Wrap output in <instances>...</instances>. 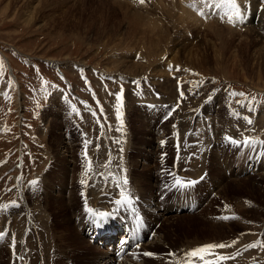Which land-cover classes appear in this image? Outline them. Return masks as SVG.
I'll return each mask as SVG.
<instances>
[{
    "label": "rangeland",
    "instance_id": "374dc122",
    "mask_svg": "<svg viewBox=\"0 0 264 264\" xmlns=\"http://www.w3.org/2000/svg\"><path fill=\"white\" fill-rule=\"evenodd\" d=\"M155 1L144 0L145 4L140 5L134 0H0V206L14 200L19 204L0 209V231L6 233L0 237V264H87L84 259L95 249L78 245L74 252L71 246L64 248L58 236L59 230L71 228L70 222L65 228L64 220L70 212L66 208L62 212L54 202L66 206L72 188L76 187L77 197L74 195L72 206L81 209L88 201V188L103 190L117 184L120 172L114 171L115 164L126 165L124 174L131 176L127 185L136 189L132 195H136L142 186L139 183L149 174L162 177L163 188L169 185L165 195H169L174 184L171 165L186 166L184 162L192 161V155H207L206 149L216 161L203 176L188 180L195 181L187 191L197 193V208L188 212L174 207L170 212L172 218L166 220L170 215L167 213L153 224V228L161 230L162 240L156 243L161 246L150 250L154 255H144L146 264H184L182 256L187 246L192 249L236 239L239 242L233 246L235 249L216 250L235 257L223 264H264V259H260L264 257V246L245 247L252 242H264L256 230L264 220V144L259 143L264 141V34L257 37L243 27V22L230 23L228 17L234 11L231 8L219 13L211 8L204 13L196 7L204 24L196 30L177 24L178 32L174 30L171 35L168 22L173 17H156L157 21L146 17V24L156 22L161 29L159 35L174 41L173 45L168 44L172 45L168 50L158 48L163 54L159 60L163 65L156 71L158 60L149 51L153 44L146 39L152 37L147 33L149 28L132 30L123 19L122 10L123 6L134 12L148 5L151 12ZM241 3L248 9V1ZM194 6L191 4V8ZM263 6V1L257 0L256 11L260 13ZM215 19L228 29L236 28L238 32L229 40L231 43L226 42L225 36V42L224 37L222 41L207 28ZM121 87L122 125L112 95L120 92ZM233 92L245 96H233ZM253 97L254 103H249ZM234 112L250 117L253 123L236 118ZM218 120L228 124L218 128ZM209 125L211 143L206 146L202 132H207ZM226 134L241 140L251 136L257 143L238 146L226 141ZM154 136L163 139L157 142ZM85 140L92 142L87 146L91 169L84 156ZM150 140L158 144L153 154ZM63 146L69 149L66 151ZM180 153L178 161L175 157ZM118 157L124 159L115 162ZM240 158L243 160L237 165L235 160ZM251 161L256 163L254 167ZM215 162L221 177L212 185L209 176L217 168ZM79 170L81 175L77 174ZM82 180L86 182L81 183ZM59 184L62 191L57 190ZM150 184L154 185L152 179ZM180 189L183 187L177 186V196L185 191ZM37 197L41 201L35 205ZM99 200H93L95 206L100 205ZM25 202L30 213H38L39 209L52 212L44 233L39 231L44 229L39 226L42 222L35 221L33 215L29 223L21 220L26 212ZM113 211L124 221L117 207H112ZM205 219L210 222L208 226ZM109 230L111 234L115 231ZM68 231L62 233L68 236ZM138 249L142 255L148 251L145 246ZM130 252L133 254V248L127 254ZM131 253L126 256H132L137 263L143 261L142 257L135 260Z\"/></svg>",
    "mask_w": 264,
    "mask_h": 264
},
{
    "label": "bare ground",
    "instance_id": "6f19581e",
    "mask_svg": "<svg viewBox=\"0 0 264 264\" xmlns=\"http://www.w3.org/2000/svg\"><path fill=\"white\" fill-rule=\"evenodd\" d=\"M134 1L136 3H140V0H134ZM242 1H245V0H239V1H237L240 4V6H242V3H241ZM247 1H248V9H247V5L246 6L245 5L242 6L243 8L245 7L244 8L245 10L243 9L244 10L243 13H246V15L243 18V24L241 22H239V23H241L243 25V27H248L249 28L248 30L251 33L255 34V36H257V37L258 36H261L262 34H264V6L261 9L260 13H258L256 11V8H257V0H246V2ZM262 1L264 3V0H262ZM155 2L156 3H154L153 6L151 7L152 8L151 9V12L149 11L150 9H149L148 5L146 7L144 6L145 7L144 9L139 10V11H134V12L129 11L128 8L123 7L122 5H120V6H122V8H124V9H122L123 12H124L123 19H126L127 25L129 27H132V30L135 29V28H138V27L139 28H141V27H143V28H149V30L147 31V33L148 34H152V37H148L146 39L148 40V42H150V43L153 44L149 48L150 49L149 51H151L152 55H155L154 57L158 61L163 57L162 56L163 54H161V51H160V53L158 52V48L160 50H162V51L168 50L174 44V41H169L168 39H165L163 35H159V34H161V29L159 27H157L156 22H147V24H146V22L144 21V18L149 17V16H152V17L155 18V21H157V18L156 17L166 18V15H168L170 17H173L168 22V28L170 30V35H171V33L174 30H175L176 33L178 32L177 31V28H176L177 27L176 26L177 24L185 25L183 27L184 29H186V28L188 29V28H190L192 26L191 28L194 29V30H196L197 28H199V25L204 24L203 23L204 21H203V18L201 17V15L198 14L199 12H196V10H197V9H195L196 7L199 8V10L201 12H204V13H206L207 9L208 10L209 9L210 10L214 9L215 11H218V13H219L221 10L223 12H226L230 8L229 7V4L226 2V0H168L166 2H165V0H156ZM258 3H260V2H258ZM144 4L145 3H140V5H144ZM191 4H192V6H194V4H195V6L193 8H191ZM120 9H121V7H120ZM231 12H233V11H231ZM220 15L221 14H219L218 16H220ZM247 15H248V17H247ZM216 21L217 20L215 19V22L212 23V25L210 23H208L209 26L207 28H209V30L214 35L218 36L219 39L222 40V38L225 36L226 37V42L227 43H231V41H229V40L232 39L233 37H235L234 33H235V31H237L236 28H235V30L228 29V28L224 27L222 24H220L219 22H216ZM239 23H238V25H239ZM196 26H198V27H196ZM194 30L192 32H194ZM226 35H229V36H226ZM156 36L158 37L157 40L154 38ZM225 37H224V42H225ZM169 43L172 44L170 47L168 45ZM251 44H253V42H251ZM183 48H186V46L183 47ZM195 54L197 55V51H195ZM147 55H148V51H147ZM202 55L204 57V54H202ZM158 61H157V65H156L157 66L156 71H159L162 68V65H163V64L161 65V63H162L161 61H159V62ZM184 62H186V61L184 60ZM200 62H201V60H200ZM134 63H133V65H134ZM170 66H171L172 69L175 68L172 65H170ZM127 67H129V65ZM167 68H170V67L167 65ZM140 71H142V68H141ZM193 105H195V104H192V106ZM198 108H200V107H198ZM186 112H188L187 109H186ZM190 115H191V113H190ZM216 124H217V127L218 128H221V127L226 126L228 123L226 124L225 122H222V121H219L218 120ZM212 126H213V128L215 127V125H213V124H212ZM203 130H205V126H204ZM211 131H212L211 129L210 130L208 129L207 132H202L203 133V136L202 137H203V140H205V145L206 146H208V144L211 143V140L209 138L212 135L211 134ZM214 136H215V138H217L216 137L217 135H214ZM154 137H152V138H154ZM157 137L158 138L155 137L156 139H158L157 142H160V140L163 139V138H160L159 136H157ZM152 142H154V141L150 140L149 146L152 147V149L150 151L151 152L150 154H153L155 152L156 145H158L157 142H156V144H152ZM63 147L65 148L66 151L69 149L68 147H65V146H63ZM206 152H207V155H206L205 152H202V153H199L198 152V154H195L194 156L192 155L190 157V159L192 161H190V162H184V164L186 166H181V165H178L179 164L178 162H177L178 164H175V162H174L175 166L174 165H171V167H172L171 168L172 169V172H171L172 173V175H171L172 183L175 184V180H176L177 177H179L182 181H188V180H191L190 178H192V177L199 176V175L203 176L204 171L205 172L208 171L207 169L209 168V166L211 164H213L214 161H216V158L214 157V155H213V153L211 151L208 152L207 149H206ZM180 156H181V153L179 155H176L175 159L178 160V161H180V159H181ZM224 157H226V156H224ZM121 158L124 159L123 157H118L117 159H115V162H118L119 159H121ZM111 159L113 160V157L112 156H111ZM158 160H159V158H158ZM242 160L243 159L240 158L239 161L238 160H235V161H236V163L238 165ZM206 162H210L208 164V166L206 165ZM251 163H252L253 167H254V164H256L254 161H251ZM215 165H216V162H215ZM115 166H116V168H114V171L120 172V175L116 177V182H117V184H120V187H117V184H116V185H112V187H110L109 189L94 190V191H91L93 187L90 188L91 190L88 188V192L90 193L88 195V198H87L88 201H84L85 206L82 207L81 209H78L80 212L77 210L78 206H77V208L75 207V209L72 206L73 205V200L75 199L74 197L75 196L77 197L76 187H73L75 185L72 186L73 188H72V191L70 193L71 195L69 196V198H67V199H69V202L67 203L66 206H64V204L61 205L60 202H58L59 204H57L56 202H54L57 205V207H59V208L62 209V212H64V209L65 208L68 210V212H70V215L67 216L68 218H65L64 219L65 220V223H66L65 224V228H67V223H69V222L72 225V226H69L71 228L68 227L69 228V231L67 230L68 231V234H67L68 236H66L65 234H63L64 232H67L66 229H63V230H59L60 231V236H58V238H60V241H63L64 246H65L64 248H66V246H71V249L70 250H73L74 252L78 251L79 246L81 248H83V249H87L89 247H91V249H95L91 255L88 254L87 257L84 259V261L87 260V262H86L87 264H146L147 261H146L144 255H142V253L138 249L139 247L138 248L137 247L134 248L133 254L131 252L130 253L135 256V260H137V259L139 260L142 257L143 258V261L141 263H137L136 261L134 262L133 261L134 258H132V256H131V258L128 256L129 259H127L128 257L126 256L125 258H123V260L116 261L114 259V255L113 254L112 255L109 254L110 252H108V248L111 245V241H113V240L114 241H117V240H119L118 238L121 236L120 235L117 238V240H116V237H114V236L111 235V232L109 230L110 228L112 229V231L113 230H115V231L118 230V227L115 228V227L112 226L111 220L115 218L120 223L123 221V220H121L120 217H118L119 216L118 214H117L118 215L117 216L114 213V211L111 212L112 211V207H114V208L117 207L119 214H121V216L124 217V220L126 218L127 220H131L133 222V224H136L135 226L141 232V236H142V238H144V241L147 240L148 238H150V242H147V243L145 242L143 244V246L147 247V249H148L147 252H150V250H154L156 246L160 247L161 245H157L156 243L159 244V242L162 240L161 230L156 229V228H153V224H155L161 217L163 218V215L164 214L173 212L172 209L174 208V206L177 207V209L179 208V206H188L189 205V199H191V200L192 199L193 200L195 199V202H197V200H196L197 193L196 194L193 193L192 194V197L190 198L189 195H188V193L185 192V191H187V188L189 187V186H187V187H183V190H185V191L184 192H181V193L179 192V195H178V198H177V194H176L177 186H175L173 184V189H172L171 193L169 195L168 194L165 195V188H169L168 187L169 185H167V186H165L163 188L164 181L162 180V177H161V179H159V176L157 174L154 175V176H152V174L150 176V174H149V177H144L142 179L141 183H139V185L141 184L142 186L141 187H138V189H137L138 192L136 193V195L135 194L132 195V192L136 191V189H133L131 186H128L129 184L128 185L127 184L126 185L123 184V180L125 178L128 180L131 177V176L129 177L128 175L126 176V174H124L126 172V169H127L126 168V165L125 166H120V165H116L115 164ZM215 167H217L216 170L214 172H211V174H210L211 176H209L210 177L209 183L212 184V185L216 183V179L217 178H220L221 177V169L217 165ZM210 169H211V167H210ZM212 169H213V167H212ZM60 171H59V174L62 173ZM80 171L81 170L78 171V173H77L78 175H81L80 174ZM84 174H85V171L83 170L82 177H84ZM186 177H188V178H186ZM73 179H75V178H73ZM151 179H152V183H154V185H151L150 184L151 183ZM196 179H197V177H196ZM203 179H205V178H203ZM143 183H145L146 186ZM91 186H93V185H91ZM199 186H200V184H199ZM190 187H194L193 184L190 185ZM121 189H123L126 193H130L131 194L132 204H129V205H127V204L117 205L115 203V201L117 199H120L121 198L120 197V191H121ZM57 190L62 191L61 184H59ZM180 190L183 191L182 189H180ZM199 190H200V188H199ZM56 195H59V194L56 193ZM95 195H97V197H95V198L101 199V200H99V202H100V205L99 206H95V201H93L95 199L94 198ZM199 195H200V193H199ZM56 197H59V198L61 197L63 199L62 196H56ZM176 198H177V200H176ZM35 201H36L35 202V205H37V203H39L41 201L40 200V197H37V199ZM86 206L89 207V208H93V209L97 210L98 212L99 211H103V212L112 213V215H110L109 217H107L109 219L108 220L109 221L108 224L105 222V220L107 218L100 225H97L96 223H94V217L92 215H90L89 213L86 212ZM45 207L49 208V205L48 204H45ZM129 207H132L133 209H135L134 212H132V210H130V217L125 212L126 210L131 209ZM24 208L26 209V212L21 217V220L22 221L25 220V222H28L29 219H30V215H33V217L36 218L35 221L36 220H39V221L42 222V223H39V222L38 223L40 224L39 226L43 225L44 226V229H40L39 231H41L42 233H44L45 232V229H47V227H48V225H47L48 219H49V217L52 216V214H51L52 212H48L45 209H41V210L39 209V210H36V211H39L38 213H34V212H32V210H31V213H30L29 210H28V208H27V203L26 202L24 203ZM59 208H57V209H59ZM138 214L139 215H143V216L144 215L147 216L148 219H150L152 223L149 221L148 223L143 224V227L142 228H139L138 224L136 223L139 220V219L136 218V217H138L137 216ZM225 215H227V214H225ZM63 216H62V219H63ZM173 216L174 215L172 213H170L169 217L168 216L166 217V215L164 217H166L167 218L166 220H168L169 218H172ZM51 221H54V220H51ZM207 221L208 220L205 219V221H204V223L206 224L205 226H208L209 223H210V222H207ZM72 222H73L74 225L72 224ZM105 223L107 225H105ZM125 224H127V223H125ZM123 225L124 224H122V226ZM212 225H213V223H212ZM253 225H255V224L253 223ZM78 226H79V229H78ZM89 226L93 229V231L91 233H88L89 234V237H88L87 235H85V231H86V228H88ZM251 227H254V226H251ZM62 228H64V227H62ZM106 228H108V229H106ZM261 228H263V229H261ZM79 230H82V232H80ZM256 230H258L257 236H259L260 238H263L264 239V233H263L264 232V220L262 222H259V225L257 226V229ZM62 231H63V233H62ZM150 231H152L153 236L151 235L149 237ZM154 235L156 237H154ZM157 237L159 238V240L156 239ZM165 237H166V235H165ZM65 239H66V241H65ZM254 239H256V238L254 237L253 240ZM92 241H96V242L98 241V244H100V246L102 245L101 247H103V248H100L96 244L93 245V243H91ZM246 241H245V243H246ZM249 242H251V241H249ZM68 243H70V244H68ZM75 243H76V245H75ZM102 243H105L106 246L104 247ZM215 243H217V242L215 241ZM219 243H221V242H219ZM240 243L238 245H240ZM72 246H78V247H72ZM143 246H140V247H143ZM190 248H191L190 246L189 247L187 246L184 249V253L186 251H188V249H190ZM232 249H235V248L233 247ZM227 250H228V248H227ZM223 252L221 250H219V253L222 254V255H223ZM129 254H126V255H129ZM244 254H245V252H243V255ZM224 255H225V253H224ZM262 258L264 259V257H261L260 259H262ZM81 260H82V258H81ZM182 260H183V258H182ZM117 262H120V263H117ZM171 263H173V262H171ZM176 263H178V262H175L173 264H176ZM245 263H248L249 264L250 262H245ZM161 264H168V263L167 262H162Z\"/></svg>",
    "mask_w": 264,
    "mask_h": 264
},
{
    "label": "snow or ice",
    "instance_id": "6c2138e0",
    "mask_svg": "<svg viewBox=\"0 0 264 264\" xmlns=\"http://www.w3.org/2000/svg\"><path fill=\"white\" fill-rule=\"evenodd\" d=\"M140 2L143 3L144 0H140ZM226 2L230 5V8L232 10H234L232 12V14L229 15V17H228L229 22L233 23L234 25L237 22H243L244 13H243V10H242L240 4L237 2V0H226ZM0 64H2V61H0ZM43 83L46 84L47 82H43ZM112 95H114L116 98V102H117L116 103V116H117V119L120 120L121 125H122L123 124V111H122V109H123V88L121 87L120 92L112 93ZM232 95L233 96H245L244 93H236V92H233ZM181 98L183 99V94H181ZM208 99L211 100L212 96L209 95ZM245 99H247V98L245 97ZM254 101H255V98L253 97V100L249 103H254ZM237 103L241 104V106H244V104L241 101H237ZM85 106L87 107L86 104H85ZM178 106L179 105H177V107ZM72 107L74 110H76L75 105H73ZM173 111H174V109H173ZM101 112H103L102 108H101ZM93 115H95V113H93ZM169 115H171V112L169 113ZM233 115L236 118H243L248 124L253 123L252 119L248 116L240 117V114L238 112H234ZM99 122H100L99 118H97V123H99ZM101 127H103V126H101ZM174 127H175V125H174ZM210 129H211V125H209V130ZM118 130H120V129H118ZM177 135H178V133H177ZM224 139L226 141H228L229 143L236 144L238 146L239 145H248L251 147L257 143V141L251 136L246 137V138L241 140V139H234L232 136H229L226 134ZM90 143H92V142L89 140H85L84 156L88 161V169H91V166H92L91 158L88 157V153H87V146ZM161 143L163 144L165 142L161 141ZM259 143L264 144V141H259ZM97 147H99V146L97 145ZM121 151H122V149H121ZM170 175H171V173H170ZM17 179H20V178L18 177ZM85 182L86 181H84V180L81 181V183H85ZM29 183L35 185L37 183V181H29ZM127 183H128V181L125 178L123 180V184L126 185ZM193 183H195V181H182L179 177H177L175 180V185L179 186V187H187ZM117 187H120V184H117ZM9 191H11V189H9ZM120 197H121L120 199H117L115 201V203L117 205L128 204V203H131V201H132L131 194L126 193L123 189H121V191H120ZM9 207H19V204L17 203V201L14 200V201H11L10 204H8V205L0 206V209H6ZM86 212L94 217V223H96L97 225L102 224L103 221L107 217L112 215V213H109V212H103V211L98 212L97 210H95L93 208H89L87 206H86ZM221 218L222 219H230V218H235V217H221ZM5 235H6L5 232L0 231V237H3ZM238 242H239L238 239H236V240H232L230 243H224V242L208 243V244H204V245H201L199 247H196V248L189 249L188 251H186L183 254L182 258H183L184 264H223L224 261L229 260V259H235V257L222 255L219 252H217L216 250L217 249L231 248L234 245H236ZM257 246H264V242H253V243L246 245L245 247L246 248H255ZM13 247H15V237L14 236H13ZM143 255L152 256V255H154V253L145 252V253H143ZM168 255L171 257H175L176 253H168ZM237 255H239V253H237Z\"/></svg>",
    "mask_w": 264,
    "mask_h": 264
}]
</instances>
